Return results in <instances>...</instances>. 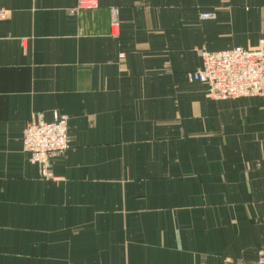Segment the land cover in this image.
I'll use <instances>...</instances> for the list:
<instances>
[{
  "label": "crops",
  "instance_id": "crops-1",
  "mask_svg": "<svg viewBox=\"0 0 264 264\" xmlns=\"http://www.w3.org/2000/svg\"><path fill=\"white\" fill-rule=\"evenodd\" d=\"M74 4L0 0V264L253 262L264 98L209 100L187 74L200 49L264 40V0ZM37 112L67 119L56 180L22 152Z\"/></svg>",
  "mask_w": 264,
  "mask_h": 264
},
{
  "label": "built area",
  "instance_id": "built-area-1",
  "mask_svg": "<svg viewBox=\"0 0 264 264\" xmlns=\"http://www.w3.org/2000/svg\"><path fill=\"white\" fill-rule=\"evenodd\" d=\"M98 0H75L73 14L95 10ZM8 10L0 6V20L6 18ZM110 30L117 34L119 21L117 10L111 7ZM215 17V12H203L200 19ZM200 66L189 72L190 82H199L205 86V97L209 100L241 99L246 97L264 98V40L252 48L235 46L226 50L198 51ZM122 61L124 54H119ZM69 147L67 119L54 113L52 121L44 120L42 113L31 115L22 134V152L29 163L35 165L42 180L53 178L51 159L64 155ZM246 264H264V246L253 262Z\"/></svg>",
  "mask_w": 264,
  "mask_h": 264
},
{
  "label": "rangeland",
  "instance_id": "rangeland-1",
  "mask_svg": "<svg viewBox=\"0 0 264 264\" xmlns=\"http://www.w3.org/2000/svg\"><path fill=\"white\" fill-rule=\"evenodd\" d=\"M52 160V159H51ZM52 165V164H51ZM51 170H52V168H51ZM52 174H53V171H52ZM51 180H56V177L54 176V174H53V178H51Z\"/></svg>",
  "mask_w": 264,
  "mask_h": 264
}]
</instances>
